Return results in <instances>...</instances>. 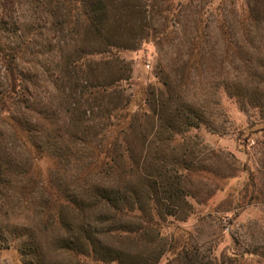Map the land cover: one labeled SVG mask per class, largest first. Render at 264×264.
I'll return each mask as SVG.
<instances>
[{"label": "rangeland", "instance_id": "obj_1", "mask_svg": "<svg viewBox=\"0 0 264 264\" xmlns=\"http://www.w3.org/2000/svg\"><path fill=\"white\" fill-rule=\"evenodd\" d=\"M258 4L0 0V264H264Z\"/></svg>", "mask_w": 264, "mask_h": 264}, {"label": "trees", "instance_id": "obj_2", "mask_svg": "<svg viewBox=\"0 0 264 264\" xmlns=\"http://www.w3.org/2000/svg\"><path fill=\"white\" fill-rule=\"evenodd\" d=\"M79 3H82L85 5V7L90 8L91 16L89 18L90 27L94 33L99 34L101 32V28L107 23L110 16L112 15V2L115 0H111L109 3H106L104 0H77ZM259 9L263 7L264 4H258ZM105 52V51H104ZM99 165V164H97ZM108 191V194H102L100 197L101 203L104 202L106 206L110 205L115 213L120 214V216H124V213L126 216H131V218L134 216L135 212L139 209L138 206H136V203L133 202V200H130L128 198L125 199L126 202H123L122 204L118 203L117 200L119 199L118 192L114 191ZM113 193V194H109ZM118 195V196H116ZM120 204V205H119ZM124 229V228H123ZM122 229V230H123ZM129 235L134 234L137 231V228L128 226L126 229L123 230ZM133 236V235H132ZM98 248L97 245H95V250H93L94 259L95 261H102V264H135V261L128 262V259L123 254L118 256V254H110L108 252L100 253L96 249ZM90 253V252H89ZM117 262V263H114Z\"/></svg>", "mask_w": 264, "mask_h": 264}]
</instances>
